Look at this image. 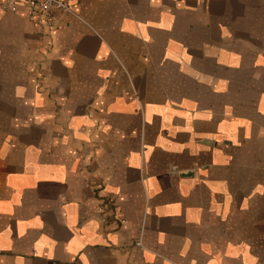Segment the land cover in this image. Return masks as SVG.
<instances>
[{
  "label": "crops",
  "instance_id": "1",
  "mask_svg": "<svg viewBox=\"0 0 264 264\" xmlns=\"http://www.w3.org/2000/svg\"><path fill=\"white\" fill-rule=\"evenodd\" d=\"M5 1L0 264H264V0Z\"/></svg>",
  "mask_w": 264,
  "mask_h": 264
},
{
  "label": "built area",
  "instance_id": "2",
  "mask_svg": "<svg viewBox=\"0 0 264 264\" xmlns=\"http://www.w3.org/2000/svg\"><path fill=\"white\" fill-rule=\"evenodd\" d=\"M4 4L12 10L18 6H24L30 16L41 19L49 26L54 25L62 12L71 11L66 0H6ZM99 210L105 214L106 210L103 207H100Z\"/></svg>",
  "mask_w": 264,
  "mask_h": 264
},
{
  "label": "water",
  "instance_id": "3",
  "mask_svg": "<svg viewBox=\"0 0 264 264\" xmlns=\"http://www.w3.org/2000/svg\"><path fill=\"white\" fill-rule=\"evenodd\" d=\"M186 174H188V173H186Z\"/></svg>",
  "mask_w": 264,
  "mask_h": 264
}]
</instances>
